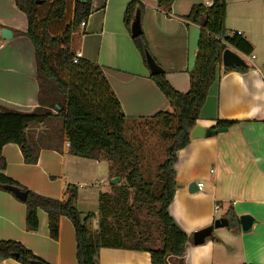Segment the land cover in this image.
I'll return each instance as SVG.
<instances>
[{"label": "crops", "instance_id": "crops-1", "mask_svg": "<svg viewBox=\"0 0 264 264\" xmlns=\"http://www.w3.org/2000/svg\"><path fill=\"white\" fill-rule=\"evenodd\" d=\"M130 1L92 0L87 24L72 34L70 47L73 53L82 52V59L102 66L123 112L134 120H142L170 111L171 106L150 77L151 71L126 28L124 13ZM212 2L174 0L166 12L158 8L156 0L144 1L142 29L150 50L179 92L190 90L189 73L195 66L201 33L199 25L184 17L193 5ZM2 27L10 28L13 38H0V105L31 111L38 106L35 51L30 39L17 32L27 31L28 20L14 0H0ZM225 27L230 35H239L252 46L250 55L231 47L252 68L225 72L222 67L197 120V125L205 128H215L219 119L237 123L210 137H191V142L177 153L178 189L169 213L189 237L183 258L186 264H264V0H227ZM49 122L31 126L27 131L38 162L26 163L19 145L6 144L2 149L6 168L0 173L35 193L59 200L66 197L68 185H76L79 203L82 187L97 181L86 179L98 175L106 165L71 155L61 130L62 144L54 141L48 145L51 131L41 138L44 144L38 137L30 136L32 128L50 130ZM101 182L105 184L106 179ZM192 182L202 183L203 187L190 192ZM241 215L255 219L250 232H243ZM222 217L230 221L229 226L214 229L203 244H194L196 231ZM38 218V230H28L26 204L0 190V240L22 242L46 264H78L76 232L70 219L59 218L58 238L53 239L47 212L39 209ZM0 264L21 263L8 258L0 259ZM99 264L152 262L145 251L101 248Z\"/></svg>", "mask_w": 264, "mask_h": 264}, {"label": "trees", "instance_id": "trees-1", "mask_svg": "<svg viewBox=\"0 0 264 264\" xmlns=\"http://www.w3.org/2000/svg\"><path fill=\"white\" fill-rule=\"evenodd\" d=\"M144 1L131 0L127 5L124 22L130 34L131 24L137 15L142 25ZM156 1L158 8L166 12L174 2ZM14 2L28 20L27 31L17 32L29 38L34 47L38 106L31 111H21L0 105V170L6 168L2 149L10 143L20 146L26 163H37L38 153L29 144L27 131L31 126L59 119L63 123L61 132L66 135L71 155L98 160L99 152L105 151L124 170L126 182L119 189L118 196L100 195L102 219L95 230L90 224L96 214L91 212L83 217L77 207L79 190L76 185H68L66 197L59 200L35 193L0 173V190H4V185H14L27 191L25 201L12 194L26 204L28 230H38L39 209L46 211L49 216L50 236L53 239L58 238L59 218H69L76 232L78 264H99L101 248L145 251L150 254L152 264H175L176 260H179L178 264H186L183 258L189 237L169 213V206L178 189L175 170L177 153L192 140L191 133L197 126L209 89L223 67V52L231 47L245 55L253 51L245 39L226 31L227 0H213L210 7L195 4L184 17L201 27L196 62L189 73L190 90L187 93L174 89L166 78L165 70L161 74L150 75L171 106L170 111H161L148 118L160 122L162 137L171 141L166 150V159L155 167V178L146 176L142 170L141 158L128 137L131 129L128 121L134 119L123 112L102 66L87 59L72 63L71 36L82 21L88 20L92 0ZM132 39L144 63L148 65L147 54L155 57L143 29L139 36ZM251 68L249 64L248 67L233 70L246 72ZM235 123L219 119L215 128L230 127ZM118 175L113 174L111 179ZM130 190L133 191L132 204H128ZM118 207L122 208L120 213L116 211ZM116 215L126 216L125 223L130 225L126 233H122L121 223L116 229L115 225L110 224L109 218L117 220ZM8 258H14L21 264L42 261L22 242L0 240V259Z\"/></svg>", "mask_w": 264, "mask_h": 264}, {"label": "rangeland", "instance_id": "rangeland-1", "mask_svg": "<svg viewBox=\"0 0 264 264\" xmlns=\"http://www.w3.org/2000/svg\"><path fill=\"white\" fill-rule=\"evenodd\" d=\"M264 31V30H263ZM133 41V39H132ZM50 126V130L43 129H35L32 128L30 130V136L38 137L37 139L41 140L44 139L45 135H48V131H51V137H48L47 141L50 142L48 145L53 143L54 141L60 144L63 141V135L60 132L63 123L59 119L50 120L47 123ZM35 126V125H34ZM32 126V127H34ZM38 126V125H36ZM128 126L131 128L128 131V137L131 143L136 147L137 153L141 158V166L144 174L151 178H155V167L159 163L163 162L166 159V150L168 146L171 144L170 140H166L162 137V130L163 127L161 123L157 120H150V119H142V120H129ZM40 137V138H39ZM42 138V139H41ZM62 144V143H61ZM99 161H103L105 163V168L98 172V175L95 179H92L94 176L87 178L86 180H97L94 182L90 181V185H85L82 187V201L77 203V207L82 212V216H86L88 213H95L96 218H94L91 222L92 230L98 228V223L102 219V213L100 212V195H113L118 196L120 191L119 189L125 185V172L119 166L118 162L111 160L105 151H101L98 154ZM94 168V167H93ZM113 174H120L118 175L121 180L118 184L112 185L111 184V176ZM153 175V176H151ZM115 176V177H118ZM102 178L106 179V183H102ZM89 182V181H87ZM95 184H98L95 186ZM130 195L128 197V204L133 203V191L130 190ZM121 207L116 208L117 212H121ZM115 211V212H116ZM119 212V213H120ZM118 213V214H119ZM117 216V220L113 217L109 218V222L111 225H115V229L117 228L118 224H122L123 229L122 233H126L130 227L129 223H125L126 216ZM129 222V221H128ZM125 240H128L127 238Z\"/></svg>", "mask_w": 264, "mask_h": 264}, {"label": "water", "instance_id": "water-1", "mask_svg": "<svg viewBox=\"0 0 264 264\" xmlns=\"http://www.w3.org/2000/svg\"><path fill=\"white\" fill-rule=\"evenodd\" d=\"M141 33H142L141 20L139 15H137L131 24V36L136 37L139 36ZM0 38L2 40H11L13 38V31L8 27L0 28ZM222 63L225 72L232 71L235 68H239V67L245 68L249 66L246 59L239 52H237L232 48H227L223 52ZM147 64L151 71V74L153 75H158L164 72V69L156 62V60L150 54H147ZM227 130H228L227 127L205 128L201 125H197L192 130L191 137L194 139L202 138V137H210L218 133L226 132ZM120 180H121L120 177H114L111 180V184L116 185L120 182ZM3 188L4 190L13 193L18 199L22 201H25L27 199V195H28L27 191H23L17 186L4 185ZM198 189L199 187L197 182L190 183L189 185L190 192H194ZM240 222L243 232L247 233L251 231L255 219L250 215H241ZM229 225H230V221L227 218H223V217L217 218L214 221L213 225L200 229L193 234L194 244L196 245L203 244L206 241V239L212 236L214 229L226 227ZM32 264H46V263L37 260V261H32Z\"/></svg>", "mask_w": 264, "mask_h": 264}, {"label": "built area", "instance_id": "built-area-1", "mask_svg": "<svg viewBox=\"0 0 264 264\" xmlns=\"http://www.w3.org/2000/svg\"><path fill=\"white\" fill-rule=\"evenodd\" d=\"M206 6H207V7H210L211 4L206 3ZM86 24H87V21L85 20V21H82V23H81L80 26H81V27H85ZM237 33H238V34H241V32H237ZM80 59H82V52L79 51V52H77V53H73V58H72V63H73V64H77V63H79ZM68 145H69V144H68ZM198 186H199L200 188H202V187H203V184H202V183H199ZM218 210H219V206L216 205V207H215V212H218Z\"/></svg>", "mask_w": 264, "mask_h": 264}]
</instances>
